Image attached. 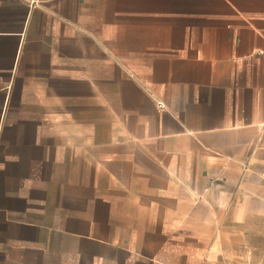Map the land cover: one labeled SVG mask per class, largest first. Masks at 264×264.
<instances>
[{"label": "crops", "instance_id": "crops-1", "mask_svg": "<svg viewBox=\"0 0 264 264\" xmlns=\"http://www.w3.org/2000/svg\"><path fill=\"white\" fill-rule=\"evenodd\" d=\"M263 173L264 0H0V264H237Z\"/></svg>", "mask_w": 264, "mask_h": 264}, {"label": "rangeland", "instance_id": "rangeland-1", "mask_svg": "<svg viewBox=\"0 0 264 264\" xmlns=\"http://www.w3.org/2000/svg\"><path fill=\"white\" fill-rule=\"evenodd\" d=\"M250 197L258 217L251 225L253 232H248L247 239L238 248L237 264H264V173L259 175Z\"/></svg>", "mask_w": 264, "mask_h": 264}, {"label": "built area", "instance_id": "built-area-1", "mask_svg": "<svg viewBox=\"0 0 264 264\" xmlns=\"http://www.w3.org/2000/svg\"><path fill=\"white\" fill-rule=\"evenodd\" d=\"M160 105H162V104H160Z\"/></svg>", "mask_w": 264, "mask_h": 264}]
</instances>
